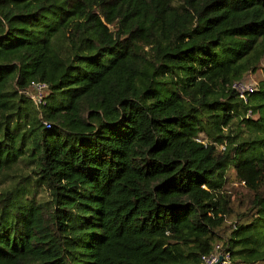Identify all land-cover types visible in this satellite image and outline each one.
<instances>
[{
  "label": "trees",
  "instance_id": "1",
  "mask_svg": "<svg viewBox=\"0 0 264 264\" xmlns=\"http://www.w3.org/2000/svg\"><path fill=\"white\" fill-rule=\"evenodd\" d=\"M260 68L264 0H0V264H264Z\"/></svg>",
  "mask_w": 264,
  "mask_h": 264
},
{
  "label": "built area",
  "instance_id": "2",
  "mask_svg": "<svg viewBox=\"0 0 264 264\" xmlns=\"http://www.w3.org/2000/svg\"><path fill=\"white\" fill-rule=\"evenodd\" d=\"M47 86L46 82L36 81L31 85L29 93L38 103H40L43 100ZM233 87L240 93L241 97L247 101L250 93L257 88V85L246 78H242L236 80L233 83ZM33 89L39 92L38 98L31 93ZM201 264H243V262L235 261L231 251L224 249L223 246L218 243L213 251L202 256Z\"/></svg>",
  "mask_w": 264,
  "mask_h": 264
},
{
  "label": "rangeland",
  "instance_id": "3",
  "mask_svg": "<svg viewBox=\"0 0 264 264\" xmlns=\"http://www.w3.org/2000/svg\"><path fill=\"white\" fill-rule=\"evenodd\" d=\"M263 77H264V71L260 68L256 72L247 74L244 78H246L247 80H249V81L255 83L257 86H259V80ZM31 93L36 98L39 97V92L37 90L33 89V91ZM230 186H232L230 190L233 192V195L237 200L241 199L242 197H244L247 194L246 190L238 182H235V183L232 182L230 184Z\"/></svg>",
  "mask_w": 264,
  "mask_h": 264
}]
</instances>
